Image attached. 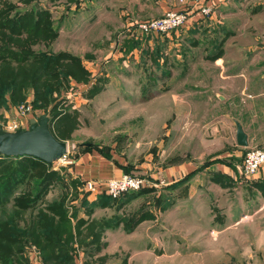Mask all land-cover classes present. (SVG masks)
Wrapping results in <instances>:
<instances>
[{
  "label": "rangeland",
  "instance_id": "374dc122",
  "mask_svg": "<svg viewBox=\"0 0 264 264\" xmlns=\"http://www.w3.org/2000/svg\"><path fill=\"white\" fill-rule=\"evenodd\" d=\"M11 1L21 6L18 0ZM129 1L100 0L102 4L96 12L88 9L90 0L39 1V6L51 11L58 36L48 47L37 45L36 49L78 56L89 72V80L80 83L82 88L72 80L57 97L63 105L62 112L73 116V123L63 125L59 132L55 130L67 142L71 163L52 165L62 179L54 178L38 206L60 199L71 212L81 207L84 197L93 201L97 195L84 190L85 180L82 182L74 172V160L89 143L112 147L131 166H141V170L133 169L131 174L141 175L148 183L138 191H131L132 200L121 207L120 213L130 220V227L117 226L102 233L100 241L104 246L100 255L105 258L98 264H264V229L259 227L264 226V220L244 219L236 224L226 217L221 223L219 216L225 213L220 208L222 201L201 200L195 184L184 187V175L179 181L167 183L172 178L165 173L167 167L184 169V39L180 31L161 36L174 38L173 45L168 40L163 42L170 74L156 77L155 84L148 85V72L162 70L163 65L152 63L150 46L148 53H144V45L136 43L138 38H150L148 34L137 37L133 28L121 27V22L126 21L121 9L131 8ZM152 15L138 19L160 16ZM134 39V43H128ZM117 40L121 44L119 51ZM175 43L180 44L175 46ZM193 51L199 53L192 49L190 52ZM174 53L176 58L172 57ZM202 63L195 60L192 66L200 69ZM139 71L144 74H137ZM144 84H147L143 88L145 93L141 90ZM41 113L32 108L28 114ZM239 197L234 200L237 202ZM235 201L226 208L234 211L238 206ZM79 209V215L86 217L84 210ZM3 212H11L10 204L0 214ZM103 212L111 214L112 208L93 210L92 215ZM33 247L25 250L29 263L41 264ZM77 248L75 260L78 261V253L83 254L85 247ZM87 260L88 264H97Z\"/></svg>",
  "mask_w": 264,
  "mask_h": 264
},
{
  "label": "crops",
  "instance_id": "0c3cea01",
  "mask_svg": "<svg viewBox=\"0 0 264 264\" xmlns=\"http://www.w3.org/2000/svg\"><path fill=\"white\" fill-rule=\"evenodd\" d=\"M128 3L129 10L121 9V15L126 16V21L121 22L123 29H132V24L147 14L161 16L168 10L181 9L190 13L185 25L173 31H180L184 39V169L167 167L165 173L172 175L167 183L179 181L184 175V187L195 184L201 200L222 201L220 208L226 214L219 216L221 223L226 217H231L236 224L244 219L264 220V165L253 177L244 176L241 170L242 157L248 148L264 150V0H186L183 5L178 0H130ZM90 4V12H96L102 2L90 0ZM205 5L212 8V13L202 16L198 9ZM114 20L118 23V19ZM148 35L150 38L141 37L136 43L144 45V53H148L150 46L152 63L163 65L162 70L148 72L149 85L155 84L156 77L170 74L163 42L168 40L173 45L174 38ZM120 46L118 41V51ZM191 49L199 53H191ZM172 57L176 58V53ZM195 60H202L200 69L192 66ZM140 73L144 74L143 71L137 74ZM146 85L141 88L143 92ZM32 116H21L16 107L0 109L3 123L22 121L25 128ZM236 121L247 135L246 147L236 143ZM110 153L111 160L94 149L80 152L74 160L77 177L82 182H103L126 173L122 166L130 173L133 169L141 170V166H131L112 147ZM102 189L99 187L98 192ZM232 195L240 196L237 202ZM234 201L238 204L234 211L226 208ZM261 226L260 230L264 229ZM78 257L76 264H83V254L78 253Z\"/></svg>",
  "mask_w": 264,
  "mask_h": 264
},
{
  "label": "trees",
  "instance_id": "16d2710c",
  "mask_svg": "<svg viewBox=\"0 0 264 264\" xmlns=\"http://www.w3.org/2000/svg\"><path fill=\"white\" fill-rule=\"evenodd\" d=\"M18 1L21 6L0 0V108L16 107L31 93L33 110L47 113L51 132L63 140L58 132L63 125L73 123V116L62 112L63 105L57 97L72 80L87 82L89 72L82 60L69 52L36 49L37 45L48 47L58 36L51 11L39 6L40 0ZM82 148V153L94 149L112 159L108 147L89 143ZM122 168L129 173L127 167ZM54 178L62 179L41 159L0 155V211L8 204L11 207L10 213L0 214V264H30L25 250L33 246L41 264H76L77 246L85 247L84 264H88L87 259L98 264L105 258L100 255L104 246L100 241L102 233L130 224L120 213L121 207L132 200L130 192L114 199L102 189L91 202L84 197L81 207L71 212L60 199L38 206ZM110 207L111 214L92 215L93 210ZM79 208L86 217L79 215Z\"/></svg>",
  "mask_w": 264,
  "mask_h": 264
},
{
  "label": "built area",
  "instance_id": "2783aa9c",
  "mask_svg": "<svg viewBox=\"0 0 264 264\" xmlns=\"http://www.w3.org/2000/svg\"><path fill=\"white\" fill-rule=\"evenodd\" d=\"M178 2L183 5L186 3V0H178ZM198 12L202 16L210 15L212 13V8L206 5L201 6L199 7ZM189 14V11L185 9L168 10L159 17L139 20L132 24V26L134 31L137 33L166 34L183 27L189 18ZM17 111L21 116H27L26 114L32 111L31 98H27V100H25L22 105L17 108ZM0 125L8 131H14L21 127L25 128L22 121H11L10 123H0ZM68 157L69 153L67 149L59 159L53 162V164L58 163L61 166L70 164L71 159ZM263 165V149L251 147L245 151L241 162V170L244 176L253 177ZM83 183L84 190L91 192L93 195H97L99 193L98 188L103 187L105 194L111 198L117 199L125 193L140 190L148 183V181L142 176L124 174L117 178L108 179L103 182L87 180Z\"/></svg>",
  "mask_w": 264,
  "mask_h": 264
},
{
  "label": "water",
  "instance_id": "95a60500",
  "mask_svg": "<svg viewBox=\"0 0 264 264\" xmlns=\"http://www.w3.org/2000/svg\"><path fill=\"white\" fill-rule=\"evenodd\" d=\"M235 125L236 143L246 147L247 135L238 121ZM67 147L66 141L59 140L51 132L47 113L29 118L26 128L8 131L0 125V155L5 157L33 156L52 166L66 152Z\"/></svg>",
  "mask_w": 264,
  "mask_h": 264
}]
</instances>
